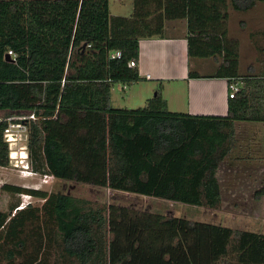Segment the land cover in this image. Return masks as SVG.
I'll list each match as a JSON object with an SVG mask.
<instances>
[{"label":"trees","instance_id":"1","mask_svg":"<svg viewBox=\"0 0 264 264\" xmlns=\"http://www.w3.org/2000/svg\"><path fill=\"white\" fill-rule=\"evenodd\" d=\"M132 1L131 15L115 16L110 0H0V113L36 119L18 123L28 127L35 172L217 210L231 188L220 185L218 169L236 147L238 126L264 124V29L249 34L256 73H238L237 55L225 52L229 73L219 76L240 84L226 116L170 112L159 92L143 108L114 109L111 88L145 80L140 41L163 38L167 21L188 19L195 34L210 20L225 27L226 5L244 12L264 0ZM206 34L188 38L190 59L204 44L222 54V39ZM9 125L0 117V167L10 164ZM5 188L44 203L0 212V264H51L56 253L55 264H264V234ZM263 197L264 178L254 193Z\"/></svg>","mask_w":264,"mask_h":264},{"label":"rangeland","instance_id":"2","mask_svg":"<svg viewBox=\"0 0 264 264\" xmlns=\"http://www.w3.org/2000/svg\"><path fill=\"white\" fill-rule=\"evenodd\" d=\"M189 9L190 11H196L194 7H190ZM263 10L264 8L259 6L255 11L246 15L243 12L235 11L230 6L226 10V14L228 15L227 29L230 28V32L238 37L236 48L238 58L237 67H240L241 74L247 73L248 65L252 61L254 62L256 54L255 51L249 47L248 36L251 28L264 29ZM110 11L112 15L128 16L131 12V6L129 4L120 5L119 3L117 4L115 0H110ZM208 26L211 29L210 31L208 30L209 33L214 35L215 29L213 28L214 26L211 20L208 21L207 28ZM176 32L177 30L171 29L169 25H166V34H174ZM205 36V34L200 35L201 38ZM200 47H202V49L198 48V50L195 51V54L198 55L196 57L207 59L214 57V55L216 56L213 48H209L208 45L204 44ZM206 61L197 58H189L190 66L193 64L194 67V70L190 68V71L197 75L200 74L199 72H203L202 74H209V72H211L209 65L214 63L215 60L212 58L210 61ZM206 63H209V65L207 66ZM153 89L155 91L151 92ZM156 92H159L161 97H164L163 99L169 100L168 110L170 112L186 113L187 97L185 96L184 88L180 91L173 82L162 86L156 80L152 82L143 80L130 86H124L122 83L114 84L111 88L110 106L114 109L128 110L143 108L146 104L145 100H147V98H153ZM31 116L32 115L28 113H12L7 111L0 113L1 118L9 121V127L15 139V144L9 145L10 153L14 156V159H12V156V158L9 157L10 164L8 167H0V212H8L12 205L18 204L19 207L17 209H20L21 207H26L28 204H32L33 207H41L44 203L41 199L26 194L19 195L5 188L6 186H14L22 189L42 190L49 194H67L76 199L86 201V204L94 209L118 206L140 214H159L163 218L176 217L179 218L180 221L191 220L194 222L212 223L238 231H250L264 234V197L258 201L253 195L255 191L262 187L263 183L264 142L260 148L255 145V138H252L256 135L258 139L264 140V124H242L240 125V129H238V131H244L246 134L249 132L245 137L241 135L244 153H248V158L254 157L257 162H260L262 172L257 184L242 187L237 186L240 190L236 194L233 193L234 191L232 190H226L221 207L217 210H210L204 207L186 206L180 203L114 191L74 181L59 180L51 175L35 172L31 164L28 148V127L23 123L18 124L19 121H35L36 119H32ZM250 132L255 133L254 136H249ZM248 143H251V145ZM245 147H250V149L245 150ZM223 164H226V162L222 163V167L225 166ZM260 181L262 182L259 183ZM181 225H183L181 226L182 230H179V232L182 237H185L187 235V229L184 223H181ZM55 261L57 262V253L52 257L51 264H55Z\"/></svg>","mask_w":264,"mask_h":264},{"label":"crops","instance_id":"3","mask_svg":"<svg viewBox=\"0 0 264 264\" xmlns=\"http://www.w3.org/2000/svg\"><path fill=\"white\" fill-rule=\"evenodd\" d=\"M115 2L117 4L119 3L120 5L129 4L131 6V12L129 13V15H131L133 9L132 0H115ZM259 6L264 8V3L258 2L254 8L244 11L243 13L245 15L250 14ZM228 7L229 5H226V10L228 9ZM227 20L224 23L226 25L225 27L218 25V23H222V21H214L215 23H213V25L216 24V28H214V35H218L223 41L224 48L221 54V58L218 54L207 59L197 57V59L203 61H210L212 58H214L215 61L211 65H209V63H206L207 66L209 65V67L211 68V72H209V74H202L203 72H199L200 74L198 75L200 76L198 78L190 77V68L194 70V67L193 64L190 66L188 47L189 37H199L201 34L207 35L206 33H209L211 29L209 26L207 28L208 22L206 21V23H202L203 26H198L196 29V33L192 34L189 33L188 30V20L181 19L177 21L166 22V25H169L171 29L177 30L176 33H165V36L163 38L156 37L143 39L140 41L139 70L141 77L144 78L146 82H152L156 80L162 86H164V84H170L173 82L176 84V87L180 89V91L184 88L185 96L187 97V110L185 114L193 116H226L228 114V94L230 83L227 77H220L219 75L220 73H229V70L226 71L227 54H225V52L227 53V51H234L233 53L237 55L236 48L238 39L237 36L233 35L230 32V28L227 29ZM258 30L259 29L251 28L250 32L252 33ZM248 39L249 47L255 51L256 55L254 57V62L252 61L248 65L247 71L249 73H256L260 66L257 61V49L249 36ZM240 70L241 69L239 67L238 73H240ZM153 91L155 90H151V92ZM149 99L151 98H147V100ZM147 100H145V102H147ZM164 100L167 102V106H169V100ZM240 127L241 126H238L239 129ZM247 134H249V132ZM247 134L244 131L237 132L236 147L232 150L231 155L222 162H226V164H223L225 166L222 167L221 164L218 169L220 185L223 186V188L231 187L229 190L232 189V191H234L233 193L235 194L240 190V188L238 189L237 186L242 187L246 185L257 184V181L259 180L262 172L260 162H257L254 157L248 158V153H244L243 151L244 146L242 143L243 140H241V135L245 137V135ZM254 134L255 133L250 132L249 136H254ZM252 138H255L256 140L254 141L255 145L261 148L264 140L258 139L256 135ZM251 143L248 144L251 145ZM249 149L250 147H245V150ZM261 182L262 181H260L259 183ZM226 190L224 189V193Z\"/></svg>","mask_w":264,"mask_h":264},{"label":"built area","instance_id":"4","mask_svg":"<svg viewBox=\"0 0 264 264\" xmlns=\"http://www.w3.org/2000/svg\"><path fill=\"white\" fill-rule=\"evenodd\" d=\"M8 55H9V57L11 59H15L14 58L15 55H14V53L12 51H9ZM120 57H121L120 52H116V53H112L111 54V58L112 59L120 58ZM131 66L134 67L135 66V63L132 62L131 63ZM239 91H240V84L239 83H235V82L230 83L229 84V94H228V98L229 99H234L237 96V94L239 93ZM31 118L34 119V116L32 115ZM4 138H5L6 142L9 143V145L15 144L14 143L15 142L14 134L11 132L10 127H8V129L5 131ZM10 155H11V153H10Z\"/></svg>","mask_w":264,"mask_h":264},{"label":"water","instance_id":"5","mask_svg":"<svg viewBox=\"0 0 264 264\" xmlns=\"http://www.w3.org/2000/svg\"><path fill=\"white\" fill-rule=\"evenodd\" d=\"M6 61L11 62V61H13V60L9 57V55H7V56H6Z\"/></svg>","mask_w":264,"mask_h":264},{"label":"bare ground","instance_id":"6","mask_svg":"<svg viewBox=\"0 0 264 264\" xmlns=\"http://www.w3.org/2000/svg\"><path fill=\"white\" fill-rule=\"evenodd\" d=\"M11 156H12L13 158H12ZM9 157H11L12 159H14V156H13L12 154H11V155H9Z\"/></svg>","mask_w":264,"mask_h":264}]
</instances>
